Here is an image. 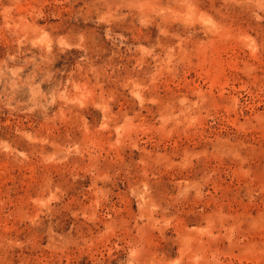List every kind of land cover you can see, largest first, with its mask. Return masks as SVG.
<instances>
[{
	"label": "rangeland",
	"instance_id": "1",
	"mask_svg": "<svg viewBox=\"0 0 264 264\" xmlns=\"http://www.w3.org/2000/svg\"><path fill=\"white\" fill-rule=\"evenodd\" d=\"M0 264H264V0H0Z\"/></svg>",
	"mask_w": 264,
	"mask_h": 264
}]
</instances>
